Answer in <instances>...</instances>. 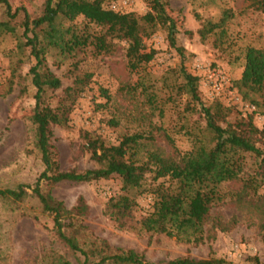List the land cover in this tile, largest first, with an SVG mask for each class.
<instances>
[{"label": "rangeland", "instance_id": "1", "mask_svg": "<svg viewBox=\"0 0 264 264\" xmlns=\"http://www.w3.org/2000/svg\"><path fill=\"white\" fill-rule=\"evenodd\" d=\"M13 10L23 7L32 17L41 14L45 0H7ZM107 7L120 13L147 11L145 0H107ZM244 0H167V11L177 26L176 47L171 48L167 32L158 29L151 36H142L143 45L156 51L154 59L138 73L127 69V45L116 41L109 54L95 55L91 48L72 57H61L49 50L47 63L62 82L71 84L74 63L75 74L89 73L91 83L77 101L66 127H55L53 158L63 171L98 168L85 149L82 132L101 137L107 144H117L118 138L135 132H148L153 127L162 129L181 151L192 147L187 130L202 136L205 122L200 106L187 110V95H178L175 85L181 83V68L198 78L201 104L205 107L217 102L231 110L228 122L239 117L252 119L260 134L254 139L264 149V117L252 100L260 101L258 94L248 93L237 85L243 70L242 52L248 46L264 49V13L245 8ZM224 11L227 35L222 43L214 36L201 40L198 30L207 19L217 20ZM3 7L0 4V15ZM87 28L90 33L99 28L87 24L82 17L71 23ZM18 25V23H17ZM18 35L21 34L17 27ZM34 59L29 48L19 49L10 35L0 37V189H14L18 185H33L43 171L40 156L34 147V131L30 118L34 107L35 89L29 69ZM217 88L212 87L213 84ZM107 92L110 102L100 94ZM57 91L52 97L56 101ZM247 98H244V96ZM245 96V97H246ZM192 105V104H191ZM116 122L117 125H111ZM147 135V134H146ZM162 148L167 154L171 147L165 137L155 134V142L148 148ZM256 161L245 156L244 179L253 175ZM149 180L147 185H153ZM46 191L48 186L41 185ZM239 180L218 186L219 198L210 209L203 241L185 243L164 235H151L121 229L106 214L110 198L120 193L117 180H100L88 183H60L52 195L68 208L83 197L89 213L83 219L85 232L100 236L111 245L132 249L143 254L150 264L175 258L222 259L229 264H249L257 257L264 264V185L256 194L244 195ZM138 212L134 220L149 210L151 197L142 194L137 198ZM83 258L72 254L60 242L53 230V220L42 212L39 202L30 192L21 201L0 199V264H81Z\"/></svg>", "mask_w": 264, "mask_h": 264}, {"label": "trees", "instance_id": "2", "mask_svg": "<svg viewBox=\"0 0 264 264\" xmlns=\"http://www.w3.org/2000/svg\"><path fill=\"white\" fill-rule=\"evenodd\" d=\"M246 9L264 13V0H244ZM107 0H45L41 14L32 17L23 8L12 9L7 0H0L3 12L0 15V37L10 35L17 41L19 49L29 48L34 59L29 69L31 84L35 89L34 107L30 118L34 131V147L37 150L43 171L33 185H18L14 189H0V199L21 201L30 195L39 202L43 213L53 220L57 239L72 254L83 258L81 264H150L143 254L132 249L111 245L100 236L89 235L83 219L89 207L83 197H78L71 208L53 197L51 189L60 183H88L100 180H117L120 193L109 199L106 214L118 223L119 228L151 235H164L185 243L203 241L210 209L219 198L218 186L239 180L243 183L244 195L256 194L264 185V149L258 147L254 137L260 134L252 119L237 117L234 122L226 119L231 110L215 102L209 107L201 104L198 78L181 68V83L176 84L178 95H187L186 109L200 106L205 127L202 129L209 141L202 143V136L187 130L192 137V147L179 150L174 141L162 129L153 127L148 132L125 134L117 144H107L95 134L82 132L85 149L98 168L84 171H63L53 158L54 128L66 127L70 115L86 88L91 83L89 73L76 75L74 63L71 84L62 87L61 80L49 68L47 53L56 50L64 58L72 57L85 48L95 55L109 54L114 43L127 45L125 58L127 69L138 73L151 62L156 54L153 48L143 45L142 36H151L158 29L167 32L168 44L176 47L177 26L167 11V0H145L147 11L139 16L135 13H120L107 7ZM82 17L87 24L99 28L90 33L71 24ZM229 11L217 19L203 22L198 34L201 40L214 36L216 45L227 35ZM18 23V25H17ZM17 27L21 34L18 35ZM243 70L237 85L248 93L258 94L260 101L252 104L260 109L264 117V49L248 46L242 52ZM57 91L56 101L52 97ZM2 91L0 89V96ZM100 94L110 102L103 89ZM246 96V95H245ZM244 98H247V96ZM192 104V105H191ZM116 126V122H112ZM165 137L172 152L162 148L149 149L155 142V134ZM147 134V135H146ZM252 155L256 161L253 175L244 179L245 156ZM151 181L153 185H147ZM43 184L48 186L42 190ZM149 194V210L134 220L138 212L137 198ZM155 264H229L222 259H199L189 257L160 261ZM249 264H263L257 257L249 258Z\"/></svg>", "mask_w": 264, "mask_h": 264}, {"label": "built area", "instance_id": "3", "mask_svg": "<svg viewBox=\"0 0 264 264\" xmlns=\"http://www.w3.org/2000/svg\"><path fill=\"white\" fill-rule=\"evenodd\" d=\"M111 10L115 11V6H112V9H111ZM115 12H116V11H115ZM212 87L217 88V85L214 83V84L212 85Z\"/></svg>", "mask_w": 264, "mask_h": 264}]
</instances>
